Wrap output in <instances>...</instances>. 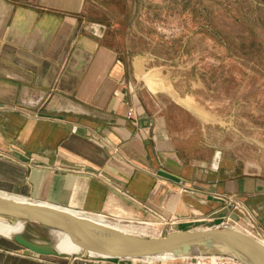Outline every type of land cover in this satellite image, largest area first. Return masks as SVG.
Listing matches in <instances>:
<instances>
[{
  "label": "crops",
  "instance_id": "0c3cea01",
  "mask_svg": "<svg viewBox=\"0 0 264 264\" xmlns=\"http://www.w3.org/2000/svg\"><path fill=\"white\" fill-rule=\"evenodd\" d=\"M85 2L0 0V195L155 224L162 237L217 229L228 218L234 230L264 239V180L203 154L191 130L184 138L187 115L140 91L134 61L86 18ZM169 219L178 221L171 229L158 225Z\"/></svg>",
  "mask_w": 264,
  "mask_h": 264
},
{
  "label": "rangeland",
  "instance_id": "374dc122",
  "mask_svg": "<svg viewBox=\"0 0 264 264\" xmlns=\"http://www.w3.org/2000/svg\"><path fill=\"white\" fill-rule=\"evenodd\" d=\"M85 14L134 61L146 85L141 92H155L168 111L187 115L184 138L191 130L203 154L264 180V0H86ZM119 224L158 237L149 226ZM24 234L38 244L67 239L29 223ZM10 238L0 229L4 264L55 259Z\"/></svg>",
  "mask_w": 264,
  "mask_h": 264
},
{
  "label": "water",
  "instance_id": "95a60500",
  "mask_svg": "<svg viewBox=\"0 0 264 264\" xmlns=\"http://www.w3.org/2000/svg\"><path fill=\"white\" fill-rule=\"evenodd\" d=\"M0 220L14 225L34 224L65 234L79 249V259L107 258L136 260L159 257L178 260L194 256H225L241 264H264V246L247 234L228 227L203 231L172 232L164 237H141L104 226L66 209L0 195ZM14 242L28 252L43 257L66 258L53 244L31 242L25 234Z\"/></svg>",
  "mask_w": 264,
  "mask_h": 264
},
{
  "label": "bare ground",
  "instance_id": "6f19581e",
  "mask_svg": "<svg viewBox=\"0 0 264 264\" xmlns=\"http://www.w3.org/2000/svg\"><path fill=\"white\" fill-rule=\"evenodd\" d=\"M15 200L20 201V202L27 201L26 199H22V198H15ZM68 211L71 212L72 214L76 215V216L88 218V219L93 220L97 223L103 224L104 226L114 228V229L119 230V231L124 232V233L133 234V235H137V236H141V237H144L147 234L146 228L137 229L136 227H134L132 225H121V224H119V222L110 223V222L106 221V219L104 217L99 216V215H86V214H81L79 212H75V211H71V210H68ZM0 229L6 230L10 234L11 238H13L15 235L24 234L25 229H26V223L18 222L14 225H11L10 223H7L5 221L0 220ZM55 232L62 234L63 236H65L67 238L65 241H54L53 240V245H54L56 251L58 253L64 255V256H77L79 254L78 247L65 234L58 232V231H55ZM258 242L264 246V244L262 242H260V241H258ZM102 259H107V258H102ZM145 259H147L148 261L161 260V258H159V257L158 258L157 257L145 258Z\"/></svg>",
  "mask_w": 264,
  "mask_h": 264
},
{
  "label": "built area",
  "instance_id": "2783aa9c",
  "mask_svg": "<svg viewBox=\"0 0 264 264\" xmlns=\"http://www.w3.org/2000/svg\"><path fill=\"white\" fill-rule=\"evenodd\" d=\"M134 115V110L133 109H129L128 110V116L131 117ZM232 202V201H231ZM233 210H240L243 211V206L242 204L238 201V200H234L232 202ZM103 217V216H102ZM108 222H115V221H111L110 219L104 217ZM228 218H226L225 223L221 225V227H219L218 229L224 228V227H228L234 230V228H232V226L227 225ZM117 222V221H116ZM119 222V221H118ZM177 220L175 219H169L168 221H160V223L158 225H160L161 227H165L167 229H171L174 225L177 224ZM141 225L144 226H149L150 228H152V231H154L155 233H158V237L160 238L162 237L163 231L162 230H158L157 227L155 226V224H151V223H140ZM246 225H248V228L250 230H252L253 225L247 221ZM243 233L255 238L257 241H260L264 244V239L261 237H257L255 235H251L248 231H244ZM118 260H125V261H130V262H134V263H138V264H169V263H174V264H241L238 261H235L229 257H225V256H215V255H206V256H194V257H187V258H182V259H178V260H155V261H148L147 259H136V260H127V259H118Z\"/></svg>",
  "mask_w": 264,
  "mask_h": 264
},
{
  "label": "trees",
  "instance_id": "16d2710c",
  "mask_svg": "<svg viewBox=\"0 0 264 264\" xmlns=\"http://www.w3.org/2000/svg\"><path fill=\"white\" fill-rule=\"evenodd\" d=\"M57 233V232H56ZM57 234H59V233H57Z\"/></svg>",
  "mask_w": 264,
  "mask_h": 264
}]
</instances>
